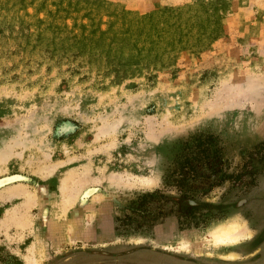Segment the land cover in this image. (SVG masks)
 <instances>
[{
    "label": "rangeland",
    "instance_id": "rangeland-1",
    "mask_svg": "<svg viewBox=\"0 0 264 264\" xmlns=\"http://www.w3.org/2000/svg\"><path fill=\"white\" fill-rule=\"evenodd\" d=\"M0 156L37 196L0 264H264V0H0ZM235 218L234 261L198 241Z\"/></svg>",
    "mask_w": 264,
    "mask_h": 264
},
{
    "label": "bare ground",
    "instance_id": "bare-ground-1",
    "mask_svg": "<svg viewBox=\"0 0 264 264\" xmlns=\"http://www.w3.org/2000/svg\"><path fill=\"white\" fill-rule=\"evenodd\" d=\"M258 121L256 118L249 117L247 115H243L241 118H238L236 121V125H250L252 127H256L258 125ZM9 158V157H8ZM6 161L3 156H0V163H4ZM3 171V168L0 166V173ZM103 175V174H102ZM104 176V175H103ZM112 178V177H111ZM111 178L109 180H111ZM119 178V177H118ZM105 179H108L107 176ZM104 179V180H105ZM149 179V178H148ZM113 180V178H112ZM115 180V179H114ZM113 180V181H114ZM91 180V176L85 172L83 177L78 178L75 172L68 171L63 178H61V189L65 193V202L62 207V214H64L67 218V213L71 211L72 207H74L75 203L78 202V197L81 193V190L89 183ZM148 181L149 183H154L155 179L151 178ZM146 181V182H147ZM93 182V181H92ZM107 183V182H106ZM105 184V183H104ZM25 195L27 200L21 205V208H16L17 210H11L6 218L3 221V225L15 224L21 228H27L32 225V219L29 215V209L32 205H35L36 202V194L28 190L24 185L18 184L9 187L5 192L0 194V200L4 198H17ZM71 218V217H70ZM70 221V231H73L75 226ZM41 235V234H38ZM43 236V235H41ZM40 237V236H39ZM250 237V230L246 226L245 223L240 221L239 219L235 220H226L217 224L210 226V228L202 233L200 237H197L198 241L205 243L207 247H214L217 249L218 254L223 258L234 261L239 257V253L234 249L239 243L244 241L245 239ZM192 241L189 238H184L181 240L176 247L183 250H188L189 245ZM226 252L222 253L220 250H226ZM36 252L32 251V255L28 257V261L30 264H40V258L36 255ZM216 254V253H215Z\"/></svg>",
    "mask_w": 264,
    "mask_h": 264
},
{
    "label": "crops",
    "instance_id": "crops-1",
    "mask_svg": "<svg viewBox=\"0 0 264 264\" xmlns=\"http://www.w3.org/2000/svg\"><path fill=\"white\" fill-rule=\"evenodd\" d=\"M71 214H72V213H70V211L67 213V220H68V222H69V224H68V230H70V228H69V227H70V221L73 222V223H72V222H71V223H72L74 226H75V222L77 223V220H75V217L71 216ZM70 217H71V218H70ZM73 231H74V230H73ZM71 232H72V231H71ZM65 233H66V232H65ZM64 237H66L65 234H64ZM64 237H63V238H64ZM75 238H77V239H78V238H82V236H79V237L77 236V237H75ZM75 238H74V239H75ZM65 239H67V238H65ZM45 240H46V238H45ZM46 241H47V240H46ZM88 241H89V240H88ZM68 244H69V243H68Z\"/></svg>",
    "mask_w": 264,
    "mask_h": 264
},
{
    "label": "flooded vegetation",
    "instance_id": "flooded-vegetation-1",
    "mask_svg": "<svg viewBox=\"0 0 264 264\" xmlns=\"http://www.w3.org/2000/svg\"><path fill=\"white\" fill-rule=\"evenodd\" d=\"M260 235H261V233H259V236H257V237H260ZM257 237H256V239H257ZM256 239H255V240H256ZM251 241H252V240H251ZM254 243H255V242H253L252 244H254Z\"/></svg>",
    "mask_w": 264,
    "mask_h": 264
}]
</instances>
